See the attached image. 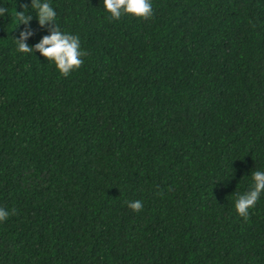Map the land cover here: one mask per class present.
Instances as JSON below:
<instances>
[{"label":"trees","instance_id":"trees-1","mask_svg":"<svg viewBox=\"0 0 264 264\" xmlns=\"http://www.w3.org/2000/svg\"><path fill=\"white\" fill-rule=\"evenodd\" d=\"M41 2L88 55L19 52L50 28L0 0V264H264V193L235 209L264 172V0Z\"/></svg>","mask_w":264,"mask_h":264},{"label":"clouds","instance_id":"clouds-1","mask_svg":"<svg viewBox=\"0 0 264 264\" xmlns=\"http://www.w3.org/2000/svg\"><path fill=\"white\" fill-rule=\"evenodd\" d=\"M105 9L111 14L110 19L119 20L123 15L130 14L145 21L154 16L151 0H103ZM27 6H25L26 8ZM31 7L36 10L40 26H48L51 34L44 36L43 39L34 47H30L26 41L34 33L30 27H26L16 39L17 50L21 53L39 52L49 61H54L61 75L68 77L74 70H78L84 64L82 57L88 55L87 51L81 50L80 39L78 36L62 33L55 24L56 12L48 2L32 0ZM7 9L0 7V16H4ZM17 18L20 24L29 25L32 20L31 15L25 12H18ZM254 187L243 195H239L235 202V209L245 220L249 219V210L254 208L262 193H264V172H252ZM127 206L134 212L143 210V203L139 200L126 202ZM17 214L13 208L11 213L0 207V221H6L9 215Z\"/></svg>","mask_w":264,"mask_h":264}]
</instances>
